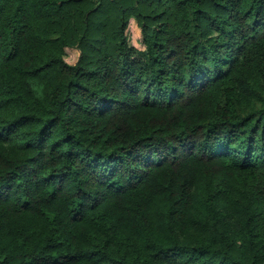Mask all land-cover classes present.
<instances>
[{
    "label": "trees",
    "instance_id": "obj_1",
    "mask_svg": "<svg viewBox=\"0 0 264 264\" xmlns=\"http://www.w3.org/2000/svg\"><path fill=\"white\" fill-rule=\"evenodd\" d=\"M0 264H264V0H0Z\"/></svg>",
    "mask_w": 264,
    "mask_h": 264
},
{
    "label": "rangeland",
    "instance_id": "obj_2",
    "mask_svg": "<svg viewBox=\"0 0 264 264\" xmlns=\"http://www.w3.org/2000/svg\"><path fill=\"white\" fill-rule=\"evenodd\" d=\"M132 29L135 31V36L136 35L138 36V29H137L136 25H133Z\"/></svg>",
    "mask_w": 264,
    "mask_h": 264
}]
</instances>
